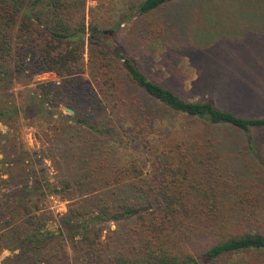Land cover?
<instances>
[{"label":"trees","instance_id":"trees-1","mask_svg":"<svg viewBox=\"0 0 264 264\" xmlns=\"http://www.w3.org/2000/svg\"><path fill=\"white\" fill-rule=\"evenodd\" d=\"M170 1L144 0L132 9L147 15ZM85 9L86 0H0V87L13 75L55 73L58 86L38 87L43 104L67 103L77 115L84 111L79 99L96 113L107 108L106 118L93 122L70 119L110 138L120 134L116 123H130L150 153L146 165L106 169L92 164L61 180L53 193L72 202L60 223L62 236L83 253V264H234L229 260L234 255L248 257L247 264H264V177H248L212 138L170 132L154 142L155 118L147 114L145 102L247 134L241 153L259 163L260 174L264 118L240 116L213 101H189L159 84L114 42L100 40L97 28L87 26ZM87 50L105 100L80 84ZM17 115L13 105H0V122L15 121ZM29 223V234L17 243L23 241L29 251L57 238L45 220L32 216ZM109 223L117 228L104 240Z\"/></svg>","mask_w":264,"mask_h":264},{"label":"rangeland","instance_id":"rangeland-1","mask_svg":"<svg viewBox=\"0 0 264 264\" xmlns=\"http://www.w3.org/2000/svg\"><path fill=\"white\" fill-rule=\"evenodd\" d=\"M143 1L86 0L87 26L97 28L101 41L114 42L146 75L184 99L213 101L219 109L264 118V0H172L141 15L132 8ZM17 31L18 27L14 44ZM116 63L122 66L119 59ZM84 68L80 84L87 83L105 100L88 50ZM13 77L0 87V105L11 104L18 110L15 121L0 122V264H83V253L72 248L60 232L62 217L72 202L53 193L54 187L92 164H103L106 169L134 162L146 165L150 153L134 137L130 123H116L120 134L110 138L70 119L93 122L106 118L107 108L96 113L79 99L84 111L77 115L67 103L56 108L43 104L38 87L49 82L58 86L55 73ZM145 106L155 118L154 142L170 132L191 139L212 138L223 144L228 162L234 160L248 177H264L256 172L261 171L259 163L255 165L250 155L241 153L247 134L230 126L198 122L153 101ZM32 216L45 220L57 238L40 250L29 251L23 241L17 243L29 234ZM104 228L106 240L117 227L109 223ZM247 259L234 255L229 260L247 264Z\"/></svg>","mask_w":264,"mask_h":264},{"label":"water","instance_id":"water-1","mask_svg":"<svg viewBox=\"0 0 264 264\" xmlns=\"http://www.w3.org/2000/svg\"><path fill=\"white\" fill-rule=\"evenodd\" d=\"M105 33H107V32H105ZM67 110H68L71 114H74V111H73V110L68 109V108H67Z\"/></svg>","mask_w":264,"mask_h":264}]
</instances>
